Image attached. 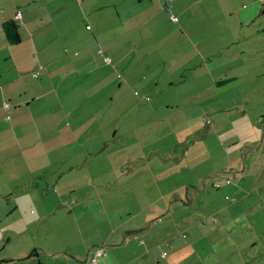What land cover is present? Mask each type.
Masks as SVG:
<instances>
[{
    "label": "crops",
    "instance_id": "0c3cea01",
    "mask_svg": "<svg viewBox=\"0 0 264 264\" xmlns=\"http://www.w3.org/2000/svg\"><path fill=\"white\" fill-rule=\"evenodd\" d=\"M231 1L171 0V13L178 16L173 21L165 8L168 0H0V264H124L144 259L157 243L172 241V221L165 217L179 201L177 193L165 203L158 224L151 221L157 212L146 213L162 200L160 195L144 202L150 205L146 212L144 207L127 208L116 216L117 208L104 201L113 179L130 196L132 184L146 179L133 174L138 169L132 167L147 164L130 155L118 162L120 169L129 159L121 173L111 172L117 170L114 158L105 159L101 170L98 153L117 140V127L103 135L98 116L123 101L135 104L128 95L136 85L141 96L153 95L154 104L165 99V105L172 104L174 90L190 88L188 82L206 93L205 100L215 97L213 92L227 83L219 80L229 75L228 69H218L222 54L235 49L233 55L241 56L240 48L232 46L249 39L244 28L264 26L259 0H239L236 7ZM17 10L22 13L21 41L14 45L4 39L1 24ZM166 24L172 32L165 31ZM98 49L111 64L106 65ZM37 65L44 68L33 78L30 73ZM231 75L229 81L238 77ZM106 88L116 91L105 98ZM5 101L11 104L8 110L2 107ZM17 194L27 199H13ZM188 196L186 189L185 204ZM69 197L75 198L69 199L74 205L64 203ZM20 207L40 212H20ZM90 209L97 213L94 222L107 221L113 228L106 236L98 231L100 237L87 239L89 228L80 230V218ZM67 221L81 238L63 247L61 229ZM34 223L44 227L30 231ZM129 246L140 249L120 259V251ZM99 249L101 255L96 254ZM259 256L246 264H263Z\"/></svg>",
    "mask_w": 264,
    "mask_h": 264
},
{
    "label": "rangeland",
    "instance_id": "374dc122",
    "mask_svg": "<svg viewBox=\"0 0 264 264\" xmlns=\"http://www.w3.org/2000/svg\"><path fill=\"white\" fill-rule=\"evenodd\" d=\"M239 2L232 0L231 4L236 7ZM31 6L36 8V5ZM232 23L229 21L228 27L234 28ZM224 27L222 24L221 28ZM164 28L172 32L170 25ZM243 31H250L249 39L232 46L240 48L243 54L233 55L235 49L222 54L224 60L218 62V69H228L229 75L222 78L227 83L222 90L213 92L215 97L210 100H205L206 93L193 89V83L188 82L190 88L174 90L177 97L175 101L169 100L172 104L165 105L166 99L154 104L153 95L148 93L150 100L140 101L142 94L137 85L131 88L133 95H128L135 104L121 101L112 108L109 101H104L113 110L98 116L100 124L97 125L105 131L103 135L117 127V140L111 142L110 148H100L97 158L101 161V170L105 167V159L113 161L114 158L112 167L117 170L111 171L110 164L109 171L121 173L123 166L129 167V159L120 169L117 164L130 155L132 159L141 157L147 164L132 167L138 169L131 171L133 174H145L146 179L132 184L130 188L134 192L130 196L125 195V189L120 188L121 182L115 179L107 188L110 191L103 199L107 206L117 208L114 216L125 214L127 208L135 211L144 207L146 212L150 205L143 206L144 202L160 195L162 200L155 204L157 209L150 206L146 213L157 212L151 221L158 224L165 216L161 214L165 203L170 202L174 192L179 195V201L165 217L170 223L172 221V241L163 245L157 243L149 247L144 259L124 264H246L245 260L254 257V261L259 255L264 259V26L257 29L252 25ZM175 43L169 42L170 47ZM182 63H177L178 73ZM231 74H238V77L229 81ZM108 89L105 98L116 91ZM134 92L139 95L135 96ZM151 104L153 106H148ZM217 181L221 184L219 188L213 187ZM114 183L119 184L118 188ZM186 189L189 202L185 204ZM15 198L27 199V195L17 194ZM72 198L64 203L74 205L75 201L69 200ZM49 202H53V197ZM23 208L20 207V212ZM24 209L40 212L35 207ZM68 210L64 208L63 211ZM96 215L90 209L80 218L83 220L80 230L89 228L85 233L89 235L87 239L100 237L98 231L106 236L113 230L107 221L94 222ZM59 216L55 213V217ZM68 225L67 221L61 229L63 247L71 239L81 238L70 225L68 229ZM30 226V231L44 227L35 223ZM253 241L255 247L250 246ZM132 249L140 248L129 246L123 249L124 253L120 251L119 258L129 256Z\"/></svg>",
    "mask_w": 264,
    "mask_h": 264
},
{
    "label": "trees",
    "instance_id": "16d2710c",
    "mask_svg": "<svg viewBox=\"0 0 264 264\" xmlns=\"http://www.w3.org/2000/svg\"><path fill=\"white\" fill-rule=\"evenodd\" d=\"M262 6H263V8H264V3H262ZM18 12L21 13L20 10H17V11L13 14V16H11V19H8V20L3 21L2 24H1V29H2L1 32H2V34H3L4 39H5L8 43H10V44H14V45H18V44L20 43V41H21L18 32H19V24H20V20H21V17H22V13H21V17H20L18 20H15V18H14L15 14L18 13ZM88 26H89V25H88ZM88 28H89V27H88ZM98 50L101 51V49H98ZM98 50H97V53H98ZM98 54H99V55H103L102 51H101V53H98ZM106 57H107V56H104V55H103L104 62H105V58H106ZM105 63H106V62H105ZM109 64H111V58H110V63H106V65H109ZM38 66H39V65H37V67L35 68V70H37ZM43 68H44V67H43V65H42V68H41V69H43ZM41 69H40V70H41ZM35 70H33V71L30 73V75H31L33 78L38 77V75H39V73H38V75L33 76V73L35 72ZM40 70H39V72H40ZM118 77H120L119 74H118ZM223 82L226 83V81L221 80V81H219L218 84H221V83H223ZM134 93H135V96H138V95H139L138 92H134ZM139 98L144 99V100H150V98L148 97V94H146V95H144V96H141V97H139ZM72 202H73V201H72Z\"/></svg>",
    "mask_w": 264,
    "mask_h": 264
},
{
    "label": "built area",
    "instance_id": "2783aa9c",
    "mask_svg": "<svg viewBox=\"0 0 264 264\" xmlns=\"http://www.w3.org/2000/svg\"><path fill=\"white\" fill-rule=\"evenodd\" d=\"M259 1H260L261 3H264V0H259ZM171 6H172V4H171V0H168V3L166 4L165 8H166V10H167L169 13H171ZM20 17H21V13H20V12L16 13L15 16H14L15 20H18ZM171 19H172L173 21H177V20H178L177 16H175V15L172 14V13H171ZM87 27H89V26H87ZM98 53H101V51L98 50ZM105 62H106V63H110V58H109V57H106V58H105ZM41 68H42V65H39L38 68H37V70H35V72L33 73V76L38 75L39 70H40ZM2 107H3L4 110H8V109L11 107V104H10L8 101H5V102L3 103V106H2ZM226 183H229V180H228V179L226 180ZM213 187H217V188L221 187L220 182H218V181L215 182V183L213 184ZM96 254L101 255V254H102V249L97 250ZM94 260H95V259H94Z\"/></svg>",
    "mask_w": 264,
    "mask_h": 264
}]
</instances>
